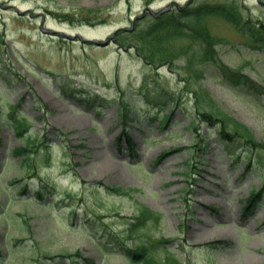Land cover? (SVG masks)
Here are the masks:
<instances>
[{
  "label": "rangeland",
  "instance_id": "1",
  "mask_svg": "<svg viewBox=\"0 0 264 264\" xmlns=\"http://www.w3.org/2000/svg\"><path fill=\"white\" fill-rule=\"evenodd\" d=\"M190 1L0 0V264H53L45 256L77 251L96 264H141L114 247L119 239L132 244L125 229L136 204L161 219L135 236L166 239L184 264H264V151L263 163L246 169L244 144L220 141L223 124L196 116L226 115L229 132L238 123L264 145V95L232 87L189 39L174 40L180 54L157 65L118 43L116 31L135 19L144 17L145 28V12ZM230 2L264 24V0H193L192 7ZM200 23L220 40L219 61L264 90V49L243 44L221 16ZM76 36L113 41L97 47ZM16 103L31 128L22 138L3 118ZM161 114L170 115L165 123ZM28 141L35 151L22 162L11 149ZM109 187L132 189L131 198ZM253 192L262 195L245 209ZM108 243L111 253L102 250Z\"/></svg>",
  "mask_w": 264,
  "mask_h": 264
},
{
  "label": "trees",
  "instance_id": "2",
  "mask_svg": "<svg viewBox=\"0 0 264 264\" xmlns=\"http://www.w3.org/2000/svg\"><path fill=\"white\" fill-rule=\"evenodd\" d=\"M193 0L188 2L185 7L178 8L176 10H169L165 13H161L155 16H149V21L145 28H140L139 23L144 21V17H140L137 19L134 30L129 33H121L118 32L117 35H120L121 40L118 41L121 46H126V44H130V48L134 49L137 52L138 56L147 62L150 65H157V63H169L173 62L174 59L180 53L174 51V47H172V42L176 39L184 38L186 40H190L191 45H197L200 49V61H214L219 66L220 73L227 78L230 84L235 87H240L243 89V93L248 94L249 90H257L264 95V90L260 85H257L253 82L247 75L242 74L240 71L234 70L223 64L219 61L218 50L216 46L220 44V40L214 37L203 24L200 23V19L208 14L221 16L227 23H231L238 33L242 34L243 44L248 47H255L264 49V24L260 25L259 23L252 22L247 18H243L241 12H239L238 6L233 2L228 5L218 4V5H197V7H192ZM148 18V17H147ZM190 45V46H191ZM197 46H191V49L194 50ZM184 52V51H183ZM192 59V58H191ZM192 63L189 61L187 67H191ZM196 77L200 79L201 73H196ZM197 98V97H196ZM209 98V97H208ZM198 99V98H197ZM211 99V98H210ZM198 99V103H199ZM211 102V100H209ZM211 105H214L211 102ZM20 103H16L14 105H10L9 111L7 114L3 116L4 120L7 122V125L14 130V135L18 138H22V136H26V134H30L28 132L31 128L27 124L26 119L23 117L22 110L18 109ZM129 110V109H128ZM134 112L133 110L127 111V115L129 112ZM0 114H2L0 110ZM213 113L209 114L207 111L198 112L196 116L201 118V120L211 126H215L217 123L221 122L223 126L219 129L218 139L220 141H230L239 143H243L246 147V150H249L251 154V159L247 158L245 168L250 167L251 165L261 164L263 161L261 160V154L264 151V145L259 144L257 140L253 139L250 131L242 125L238 123L233 124V130L229 132L225 128L227 126L228 117L225 115L221 120L213 119ZM215 116V115H214ZM170 115L161 114L158 122L165 123L168 120ZM1 119V118H0ZM37 142L42 138L37 136ZM121 138L118 139L120 141ZM46 141L41 142V147L46 146ZM128 150H132L133 144L128 140ZM34 147V141H28L22 146L13 147L12 155L15 157H23L24 162L26 159H29L30 156L35 151L32 149ZM164 155H161L159 159L155 162L161 160ZM252 162V163H250ZM108 193L114 194L116 196L128 197L131 198V194L133 192L132 189L127 190L118 187H109L106 189ZM25 189L23 190V192ZM263 189L260 191L262 192ZM42 189L38 190L37 195L40 198L45 196V192ZM260 192H253L247 200V206L245 209L255 205L256 201L262 195ZM98 193V191H97ZM137 210H135L132 215V220L128 224L125 229V235L133 242L130 245L128 242H124L116 240V247L119 251H121L122 257H124L127 261L133 263H141V264H184L182 259L179 258V255L173 254L171 250L165 246L168 244V241L165 239H159L158 241L151 242L147 235L143 234V236L135 234L137 232H141L143 228L145 229L148 224L156 225L160 221V216L156 213H152L148 208L143 205L136 204L135 206ZM145 239H144V238ZM128 239V240H129ZM166 247V248H165ZM102 249V247H101ZM104 252L111 253L112 246L109 243L103 246L102 249ZM46 259L52 260L53 264H57L58 259H68L71 260L74 264H96L92 259H89L84 256L81 252H76L74 254H69L67 256L61 257H52L45 256ZM46 264V262H41Z\"/></svg>",
  "mask_w": 264,
  "mask_h": 264
},
{
  "label": "water",
  "instance_id": "3",
  "mask_svg": "<svg viewBox=\"0 0 264 264\" xmlns=\"http://www.w3.org/2000/svg\"><path fill=\"white\" fill-rule=\"evenodd\" d=\"M171 6V4L167 5L163 10H161L160 12H164L165 10H167L169 7ZM15 11L17 12H20L18 10V8L16 7L15 8ZM125 30V29H123ZM114 36V35H113ZM113 36L111 38H109V40H103V41H99L98 39H92V40H85L84 42L86 43H90V44H93L95 46H98V47H103V46H107L113 39ZM73 38H77L81 41V38L80 36H76V37H73Z\"/></svg>",
  "mask_w": 264,
  "mask_h": 264
}]
</instances>
